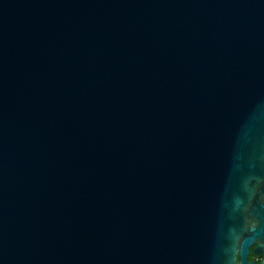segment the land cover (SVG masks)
Segmentation results:
<instances>
[{"label": "water", "instance_id": "95a60500", "mask_svg": "<svg viewBox=\"0 0 264 264\" xmlns=\"http://www.w3.org/2000/svg\"><path fill=\"white\" fill-rule=\"evenodd\" d=\"M246 234L264 0H0V264H254Z\"/></svg>", "mask_w": 264, "mask_h": 264}, {"label": "flooded vegetation", "instance_id": "af4514ba", "mask_svg": "<svg viewBox=\"0 0 264 264\" xmlns=\"http://www.w3.org/2000/svg\"><path fill=\"white\" fill-rule=\"evenodd\" d=\"M250 223L252 224L253 221H251ZM239 237H264V234H260V235L246 234V235H240ZM254 248L255 245H252L248 248V252L246 254V262L259 264L264 257V249H262L259 253H255ZM236 264H240V259L238 255H237Z\"/></svg>", "mask_w": 264, "mask_h": 264}]
</instances>
